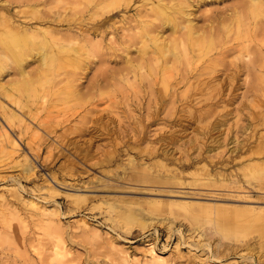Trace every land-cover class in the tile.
<instances>
[{
    "label": "rangeland",
    "instance_id": "rangeland-1",
    "mask_svg": "<svg viewBox=\"0 0 264 264\" xmlns=\"http://www.w3.org/2000/svg\"><path fill=\"white\" fill-rule=\"evenodd\" d=\"M251 3L0 0V264H264Z\"/></svg>",
    "mask_w": 264,
    "mask_h": 264
},
{
    "label": "bare ground",
    "instance_id": "bare-ground-1",
    "mask_svg": "<svg viewBox=\"0 0 264 264\" xmlns=\"http://www.w3.org/2000/svg\"><path fill=\"white\" fill-rule=\"evenodd\" d=\"M262 1V3H263V0H251V6H253V9H258V8H260L259 6H260V2ZM184 2V1H183ZM251 8V7H250ZM175 10V9H174ZM258 11H259V9H258ZM247 12H248V10H247ZM253 12H254V10H253ZM255 12H256V10H255ZM253 14V13H252ZM262 28V27H261ZM174 29V28H173ZM190 30V29H189ZM190 33V32H189ZM199 34V33H198ZM190 35H192V33L190 34ZM194 36V35H193ZM197 36V35H196ZM10 38H12V39H14L15 38V41H17L18 43L20 42V41H18L19 39H18V36L17 35H13V34H11L10 36H9ZM145 37V36H144ZM195 37V36H194ZM20 38V37H19ZM11 39V40H12ZM16 42V43H17ZM183 42H184V40H182V41H180V42H176L177 44H174L173 45V48L174 49H179V48H183ZM14 43V42H13ZM12 44V43H11ZM20 44V43H19ZM17 45V44H16ZM3 47V46H2ZM152 47V46H151ZM160 48V47H159ZM167 48V47H166ZM165 48V49H166ZM168 50V49H167ZM8 51H11L10 49L8 50ZM161 51V50H160ZM165 51V50H164ZM153 53V52H152ZM164 53V52H163ZM184 56H187L186 55V53H185V51H184ZM164 55V54H163ZM158 56V55H157ZM161 56V55H160ZM165 56V55H164ZM11 57V56H10ZM41 60H42V62H45L46 61V57L44 56V55H42V58H41ZM49 64H50V66L52 65V63H50L49 62ZM18 65H21V63H19ZM57 73V72H56ZM141 74V73H140ZM22 75H24V73L22 72ZM25 79V78H24ZM22 80V79H21ZM28 86H31V90L32 91H34V89L35 88H33V85H31L29 82H27L26 80H24V83H23V85H22V87L23 88H26V87H28ZM19 87V86H18ZM19 88H21V87H19ZM0 90H4V85L3 84H1L0 83ZM75 93V92H74ZM4 94H5V96L6 97H10L11 95L10 94H8L7 93V91L5 90V92H4ZM237 225V224H236ZM59 252V251H58ZM149 252H151V250L149 251ZM157 261V260H156ZM158 263V262H157Z\"/></svg>",
    "mask_w": 264,
    "mask_h": 264
}]
</instances>
